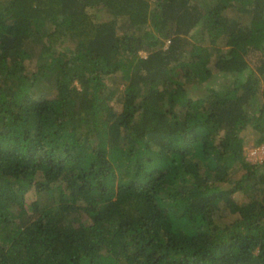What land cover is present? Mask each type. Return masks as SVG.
I'll return each instance as SVG.
<instances>
[{"label": "trees", "instance_id": "trees-1", "mask_svg": "<svg viewBox=\"0 0 264 264\" xmlns=\"http://www.w3.org/2000/svg\"><path fill=\"white\" fill-rule=\"evenodd\" d=\"M248 129L264 0H0V264H264Z\"/></svg>", "mask_w": 264, "mask_h": 264}, {"label": "rangeland", "instance_id": "rangeland-1", "mask_svg": "<svg viewBox=\"0 0 264 264\" xmlns=\"http://www.w3.org/2000/svg\"><path fill=\"white\" fill-rule=\"evenodd\" d=\"M142 55H144V53L142 52ZM122 85L119 87L120 89H122ZM120 89H118V91H117V93H116V95L114 96V101L117 103V105L119 106V101H120V97H121V93L119 92L120 91ZM242 138H243V141H244V143H245V153H246V155H247V153H248V149H249V147H250V142H252L253 141V139H254V135L249 131V129L248 130H246V132H244V133H242ZM248 143V144H247ZM247 159L248 160H250L249 159V157L247 156ZM240 172H242V171H238V172H236V175H240L241 173ZM34 191H31V192H28V194H27V196L28 197H34V193H33ZM55 195H57V192L55 191ZM58 197V196H57ZM233 197H235L234 199L236 200V201H241V200H243V199H246L245 198V196L242 194V193H240V192H235L234 194H233ZM82 219L86 222V221H88L89 222V220H88V217H87V215H86V213H84L83 212V216H82Z\"/></svg>", "mask_w": 264, "mask_h": 264}, {"label": "built area", "instance_id": "built-area-1", "mask_svg": "<svg viewBox=\"0 0 264 264\" xmlns=\"http://www.w3.org/2000/svg\"><path fill=\"white\" fill-rule=\"evenodd\" d=\"M247 156L252 162L264 160V144H261L256 147L250 146L248 149Z\"/></svg>", "mask_w": 264, "mask_h": 264}]
</instances>
